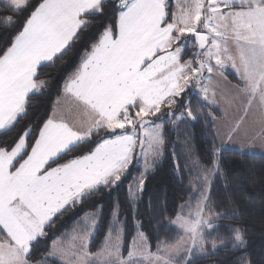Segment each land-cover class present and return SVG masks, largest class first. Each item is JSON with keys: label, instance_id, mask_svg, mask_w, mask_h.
<instances>
[{"label": "snow or ice", "instance_id": "snow-or-ice-1", "mask_svg": "<svg viewBox=\"0 0 264 264\" xmlns=\"http://www.w3.org/2000/svg\"><path fill=\"white\" fill-rule=\"evenodd\" d=\"M109 13L110 22L97 23ZM0 25L11 33L0 44V264H193L217 242L245 248V231L226 223L236 211H224L213 187L226 145L264 150V0H111V8L109 0H0ZM89 31L61 95L37 119L32 98L51 83L44 70ZM198 118L210 121L215 140L207 161L192 153L181 163L175 144L170 150L195 193L166 220L179 233L173 240L153 242L134 220L126 245L119 199L97 250L99 208L49 237L66 212L114 191L138 166L126 185L135 216L147 174L169 149L168 131ZM42 238L51 242L36 259Z\"/></svg>", "mask_w": 264, "mask_h": 264}, {"label": "trees", "instance_id": "trees-1", "mask_svg": "<svg viewBox=\"0 0 264 264\" xmlns=\"http://www.w3.org/2000/svg\"><path fill=\"white\" fill-rule=\"evenodd\" d=\"M109 8H111V0H109ZM111 19L112 14L109 13L107 20L102 17L97 23L110 22ZM10 35V31L0 25V44L8 40ZM94 35L93 31L85 33L81 37L78 49H74L66 56L63 63L58 62L55 67L44 70L45 77L49 78L51 83L48 85L49 91L32 98L31 113L37 119L50 112L54 99L61 95L63 79L78 63V52L87 47ZM226 75L235 82L233 73L228 71ZM212 112L216 114L213 109ZM168 138L169 149L165 150L164 157L154 170L147 174L142 196L135 205V216L129 213V208L126 206V185L131 181L132 175L140 171L138 166L132 168V175L121 182L114 191H101L83 205L66 212L53 226L49 237L59 236L65 230H70L74 222L85 212L99 208L102 212L99 217V230L90 244L92 251L97 250L107 233L111 206L114 200L119 199L124 214L128 215V234L124 237L126 245L135 232L134 220L142 222L141 230L147 233L153 242L156 238L173 240L179 233L174 228H170L166 220L174 218L176 205L188 200L189 196H193V192L189 191L187 174L182 171L178 176L174 171L175 164L170 150L175 144V159L181 163L186 155L192 153L198 154L200 159L207 161L211 158L209 150L215 137L210 121L198 118L196 121L180 124L177 132L169 130ZM177 138L180 143H176ZM221 167L224 176L216 178L213 198L224 204V211L231 212L233 209L236 211V215L226 223L238 225L245 231L246 246L240 250L227 240L222 245L217 242V248L214 251L208 248L207 255H194L193 264H235L239 257L245 255L251 259L252 264H264V156L223 149ZM50 242V238L40 239L35 245L34 258L39 259L48 250ZM49 264L52 262L49 261Z\"/></svg>", "mask_w": 264, "mask_h": 264}, {"label": "rangeland", "instance_id": "rangeland-1", "mask_svg": "<svg viewBox=\"0 0 264 264\" xmlns=\"http://www.w3.org/2000/svg\"><path fill=\"white\" fill-rule=\"evenodd\" d=\"M229 72L232 73L231 70H229ZM225 74H226V73H225ZM227 77H228V76H227ZM234 77H235V76H234ZM236 82H237V81H236V78H235V82H234V83H236ZM212 109L215 110V112H216L215 115L218 116V114H217L218 110L214 109V107H213ZM235 139H236V140H240L241 137H237V138H235ZM218 146H219V144H218ZM224 149H229V150L234 149V150L239 151V149H238V147H237V145H236L235 142H234L233 144H231V145H226ZM245 153H257V154H261V155L264 156V150H260L259 148H256V149H254V150H250V151H245ZM140 170H141V169H140ZM193 197H195V193H193ZM90 244H91V243H90ZM153 251H154V250H153Z\"/></svg>", "mask_w": 264, "mask_h": 264}, {"label": "crops", "instance_id": "crops-1", "mask_svg": "<svg viewBox=\"0 0 264 264\" xmlns=\"http://www.w3.org/2000/svg\"><path fill=\"white\" fill-rule=\"evenodd\" d=\"M225 75H226V74H225ZM226 76H227V75H226ZM228 80L231 81L229 78H228ZM231 82H232V81H231ZM232 83H234V82H232ZM220 87H221V88H226L227 86L224 85V84H221ZM214 109L218 110L217 107H214ZM217 114H218V116L220 115V111H219V110H218ZM216 116H217V115H216ZM232 150H234V149H232ZM234 151H237V150H234ZM238 152H241V151H238ZM244 153H245V152H244ZM260 155H261V154H260Z\"/></svg>", "mask_w": 264, "mask_h": 264}]
</instances>
